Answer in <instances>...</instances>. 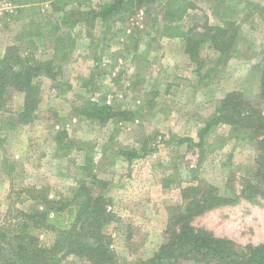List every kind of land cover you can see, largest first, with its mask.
Here are the masks:
<instances>
[{
    "label": "rangeland",
    "instance_id": "rangeland-1",
    "mask_svg": "<svg viewBox=\"0 0 264 264\" xmlns=\"http://www.w3.org/2000/svg\"><path fill=\"white\" fill-rule=\"evenodd\" d=\"M17 1L0 0V57L6 44L21 43L37 58H50L57 28L70 33L73 48L57 85L47 77L40 79L41 102L33 122L12 126L11 115L0 112V221L12 188L46 186L51 197H72L85 181L112 199L109 208L118 218L107 232L121 261L140 264L167 241L170 215L184 208V186L214 184L226 195L241 189L242 178L256 166V136L222 124L207 135L203 147L195 142L217 103L231 91H242L264 112L259 98L264 0H192L198 10L195 18L193 12L186 18V28L196 22L226 27L234 23L238 37L227 64L217 63L218 52L206 46L201 63H195L185 52L183 38L160 34L166 0L129 9L108 22L93 11L113 0L71 3L62 12L42 3L38 14L29 9L19 14ZM10 97L13 109H21L22 94ZM90 98L136 109L138 116L100 124L77 115L75 107ZM61 131H66L69 144L64 148L57 140ZM185 137L194 141L178 140ZM131 151L137 156L127 159L123 153ZM37 206L34 201L19 205L28 211ZM49 219L64 228L74 213H51ZM192 223L238 244L257 245L264 241V202L242 200L208 211ZM55 236L45 231L42 240L50 244ZM59 264L87 262L70 255Z\"/></svg>",
    "mask_w": 264,
    "mask_h": 264
},
{
    "label": "trees",
    "instance_id": "trees-1",
    "mask_svg": "<svg viewBox=\"0 0 264 264\" xmlns=\"http://www.w3.org/2000/svg\"><path fill=\"white\" fill-rule=\"evenodd\" d=\"M87 0H18L19 14L29 9L38 14L40 4L49 3L53 11L62 12L71 3L83 4ZM156 0H113L94 10L95 17L108 22L135 7H153ZM163 18L160 34L167 38H183L185 52L195 63H201L204 47L218 52L217 63L227 64L235 52L238 32L229 26H214L197 22L185 27L187 17L196 15L198 7L192 0H166L163 3ZM264 13V6L261 7ZM51 39L53 54L39 59L33 51L26 52L22 44H10L0 57V112L11 115L13 124L33 122L41 102L42 77L56 85L63 74L64 63L73 48L70 33L57 28ZM18 92L23 96L22 108L13 109L10 95ZM259 98L264 100V70L260 81ZM77 115L107 124L116 119L133 121L138 116L136 109L116 108L110 103L86 99L74 109ZM13 116V117H12ZM241 127L256 136V166L242 178V187L233 195H226L214 184L187 185L181 190L184 208L170 215L166 229V242L158 251L140 264H264V241L260 244H238L231 238L217 236L207 229H198L193 220L204 213L242 200L264 202V112L259 102L234 90L225 95L216 105L211 117L198 132L195 144L203 147L207 135L219 125ZM66 131L57 136L63 148ZM64 140V142H63ZM180 142L194 141L190 137ZM127 159L137 156L135 151L123 153ZM96 183L100 181L94 177ZM10 203L0 221V264H59L66 256H76L87 264H128L122 262L112 247V236L107 227L118 216L109 207L112 199L102 191L82 181L72 197H51L49 188L39 185H24L12 188ZM37 203L35 210H25L20 204ZM71 211L74 219L68 227L60 228L49 222L51 213ZM56 233L52 243L42 240V233Z\"/></svg>",
    "mask_w": 264,
    "mask_h": 264
},
{
    "label": "crops",
    "instance_id": "crops-1",
    "mask_svg": "<svg viewBox=\"0 0 264 264\" xmlns=\"http://www.w3.org/2000/svg\"><path fill=\"white\" fill-rule=\"evenodd\" d=\"M7 45H8V44H6V47H7ZM6 47H5V49H6ZM5 49L2 51V55H3V53L5 52Z\"/></svg>",
    "mask_w": 264,
    "mask_h": 264
},
{
    "label": "built area",
    "instance_id": "built-area-1",
    "mask_svg": "<svg viewBox=\"0 0 264 264\" xmlns=\"http://www.w3.org/2000/svg\"><path fill=\"white\" fill-rule=\"evenodd\" d=\"M10 10H11V7H10ZM11 12H12V10H11Z\"/></svg>",
    "mask_w": 264,
    "mask_h": 264
}]
</instances>
